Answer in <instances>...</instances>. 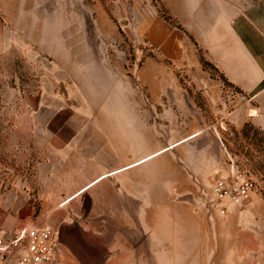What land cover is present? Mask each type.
Segmentation results:
<instances>
[{"label":"rangeland","instance_id":"374dc122","mask_svg":"<svg viewBox=\"0 0 264 264\" xmlns=\"http://www.w3.org/2000/svg\"><path fill=\"white\" fill-rule=\"evenodd\" d=\"M168 46L181 54L166 57ZM227 48L264 56V0H0V191L31 184L37 193L32 129L75 124L71 112L93 100L94 125L126 126L127 97L132 108L138 101L144 113L159 111L144 121L159 122L163 142L200 123L204 134L184 156L207 145L212 173L200 194L223 219L225 244H239L229 250L235 261L224 264H264V130L252 120L264 116V87L245 91L227 77V60L220 61ZM101 84L108 92L97 98L92 90ZM247 123L262 132L246 137ZM234 170L252 178L256 191L221 214L211 189ZM253 206L259 210L247 211ZM236 209L243 216L228 220Z\"/></svg>","mask_w":264,"mask_h":264},{"label":"crops","instance_id":"0c3cea01","mask_svg":"<svg viewBox=\"0 0 264 264\" xmlns=\"http://www.w3.org/2000/svg\"><path fill=\"white\" fill-rule=\"evenodd\" d=\"M171 50L168 46L161 51L168 58L181 54ZM226 50L220 61L227 60L225 73L234 84L250 92L264 87V56ZM92 92L99 98L108 90L101 84ZM260 96L264 112V90ZM122 100L126 126L120 128L94 125L90 113L95 118L99 111L94 100L88 109L71 112L80 120L75 124L31 128L38 134L33 138L39 152L33 177L37 193H31V184L0 191V227H51L58 240L56 264L235 261L229 250L239 244L233 239L225 244L223 219L200 194L212 173L207 145L196 146V157L184 156L190 154L191 140L204 134L200 123H186L183 134L168 136L165 143L159 137V122L144 121L146 114L156 118L159 111L144 113L140 102L132 108L127 97ZM263 117L252 119L262 130ZM258 210L253 206L247 211ZM241 212L236 209L228 220L243 216Z\"/></svg>","mask_w":264,"mask_h":264},{"label":"built area","instance_id":"2783aa9c","mask_svg":"<svg viewBox=\"0 0 264 264\" xmlns=\"http://www.w3.org/2000/svg\"><path fill=\"white\" fill-rule=\"evenodd\" d=\"M255 191V181L240 170L215 179L212 187L221 214L249 203ZM58 258L57 234L51 227H0V264H56Z\"/></svg>","mask_w":264,"mask_h":264},{"label":"trees","instance_id":"16d2710c","mask_svg":"<svg viewBox=\"0 0 264 264\" xmlns=\"http://www.w3.org/2000/svg\"><path fill=\"white\" fill-rule=\"evenodd\" d=\"M201 61L206 65H209L210 63H208L207 61H205V59H201ZM251 130H255V132H262L260 129H258V128H255L253 125H251V124H245V126H244V128L242 129V133H243V135H245L246 137H248L249 136V134H250V131Z\"/></svg>","mask_w":264,"mask_h":264}]
</instances>
